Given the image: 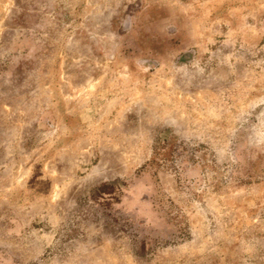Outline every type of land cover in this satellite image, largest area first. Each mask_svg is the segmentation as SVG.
Segmentation results:
<instances>
[{
    "label": "rangeland",
    "instance_id": "374dc122",
    "mask_svg": "<svg viewBox=\"0 0 264 264\" xmlns=\"http://www.w3.org/2000/svg\"><path fill=\"white\" fill-rule=\"evenodd\" d=\"M0 247L264 264V0H0Z\"/></svg>",
    "mask_w": 264,
    "mask_h": 264
},
{
    "label": "crops",
    "instance_id": "0c3cea01",
    "mask_svg": "<svg viewBox=\"0 0 264 264\" xmlns=\"http://www.w3.org/2000/svg\"><path fill=\"white\" fill-rule=\"evenodd\" d=\"M11 235L13 236V233ZM35 260L29 264H35ZM0 264H19V261L15 257H11L3 247H0Z\"/></svg>",
    "mask_w": 264,
    "mask_h": 264
}]
</instances>
